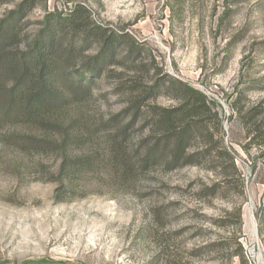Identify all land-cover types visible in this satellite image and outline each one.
<instances>
[{"label": "rangeland", "instance_id": "rangeland-1", "mask_svg": "<svg viewBox=\"0 0 264 264\" xmlns=\"http://www.w3.org/2000/svg\"><path fill=\"white\" fill-rule=\"evenodd\" d=\"M21 1L0 0V23ZM37 1L19 23L22 40L47 12L73 7ZM82 2L96 23L125 27L138 52L97 77L93 94L68 87L45 118L5 117L0 103V264H264V0ZM166 75L219 112L220 125L209 123L237 173L217 196L207 160L173 164L166 150L145 161L155 114L175 101L162 94L136 115L138 91L124 87ZM64 152L88 167L57 196Z\"/></svg>", "mask_w": 264, "mask_h": 264}, {"label": "trees", "instance_id": "trees-1", "mask_svg": "<svg viewBox=\"0 0 264 264\" xmlns=\"http://www.w3.org/2000/svg\"><path fill=\"white\" fill-rule=\"evenodd\" d=\"M67 2L73 4L68 14H58L57 10L47 12L39 30L26 41L19 38V23L25 10L35 7L37 0H22L18 8L1 21L0 103L5 117L21 118L26 122L45 118L52 107L64 105V91L68 87L82 88L83 95L93 94L97 77L118 58L128 59L138 52V42L125 27L118 29L98 24L82 0ZM82 59L84 61L77 74H66L67 68L80 64ZM133 79L134 83L124 88L133 93L138 91L135 94L136 115L148 101L162 94L175 101L173 106L161 108L155 114L157 131L149 134L151 139L148 141H152V146L145 155V161L154 159L155 162L159 153L166 150H170L169 159L173 164H179L185 158L195 163L207 160L211 162L209 170L216 176L207 186L213 196L229 187L237 173L235 157L226 147L219 145L222 138L209 123L212 116L220 125L219 112L213 110L208 95L171 75L152 79L146 85L137 78ZM70 138L68 133L63 143ZM197 140L199 145L188 152L193 141ZM86 164L84 158L74 159L63 153L58 170L60 185L57 196L60 186L63 187L65 182L72 183L71 174H81L83 168L88 167ZM58 262L42 258L36 263Z\"/></svg>", "mask_w": 264, "mask_h": 264}]
</instances>
